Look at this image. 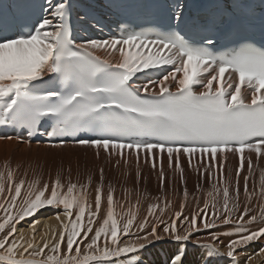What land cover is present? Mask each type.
I'll return each instance as SVG.
<instances>
[{
  "label": "snow or ice",
  "instance_id": "snow-or-ice-1",
  "mask_svg": "<svg viewBox=\"0 0 264 264\" xmlns=\"http://www.w3.org/2000/svg\"><path fill=\"white\" fill-rule=\"evenodd\" d=\"M259 4L212 0L200 19L188 15L184 0H166L162 8L105 0L109 17H117L114 27L85 0L0 5V126L27 133L0 140L30 146L46 136L59 148L72 137L97 158H115L126 177L134 164L137 184L142 164L156 174L161 191L166 183L184 184L185 202L186 173L196 174V190L203 191L219 166L203 207L197 197L195 211L186 215L182 203L169 214L166 200L149 203L140 218L139 195L132 204L124 189V200L115 201L111 184L105 191L103 168L90 199L92 176L79 184L69 169L66 184L58 172L40 186L39 178L17 181L5 162L0 264H139L126 254L163 239L181 245L166 264H185L188 243L204 250L202 264H241L238 257L264 240V0ZM225 28L226 42L218 43ZM257 31L259 42L245 35ZM81 32L96 35L78 40ZM138 74L146 82L138 83ZM81 131L93 135L77 137ZM229 157L238 165L228 167ZM49 208L57 210L59 227L45 224L38 242L37 216ZM261 253L264 246L244 264Z\"/></svg>",
  "mask_w": 264,
  "mask_h": 264
},
{
  "label": "bare ground",
  "instance_id": "bare-ground-1",
  "mask_svg": "<svg viewBox=\"0 0 264 264\" xmlns=\"http://www.w3.org/2000/svg\"><path fill=\"white\" fill-rule=\"evenodd\" d=\"M95 35H96V33H95ZM141 75L143 76V74H141ZM155 78L156 77L154 76L153 79H155ZM137 82L138 83L146 82L144 80V76H143V80L137 81ZM9 135H11V136L21 135V136H24L26 138V136L24 134L11 133ZM51 143H56V142L35 141V142H31V145L29 146L26 143H19L15 140H13V141L0 140V168L3 169L4 163L9 162L11 168L13 169L14 167H16V165H15L16 161L26 159V158L30 160L29 156H30L31 152H33V151L37 152V151L44 150L47 148H53V147H50ZM70 147H80V146L74 145V142H67L62 146V148H70ZM82 149H83V147H82ZM82 155L86 158V161H87V168L84 170H87L88 167L90 170L91 169H97V174H99L98 171H100V169L103 168L104 178L110 179L111 185L115 188V193L119 194L121 198H122V196L124 198V195H123L124 191L123 190L128 189L130 191L131 195H130V199L128 201H130L132 204H135V202L137 200L136 199V197H137L136 196V194H137L136 193L137 192L136 191V188H137L136 185H144L142 187V191L146 192V196L148 197V199L146 202L143 203V199H144L143 195H142V198H140L141 204H140L139 213H138V216L140 218H143L144 216H146L148 204L154 203L155 201H156L155 203H159L161 206H163L165 204L166 200L170 201L171 202L170 208L168 210L169 214H171L172 210H179L180 205L182 203L185 204L184 213L186 215L192 211H195L196 210L195 200L197 197H199L200 205H201V207H203V200L207 197V191L211 189L212 183L216 182V178L219 175V166H218V162H217V166L214 169L213 180L211 182L204 181L203 182V189L204 190L203 191H197L196 190V184L198 182L197 176H196V174L192 173L191 171H188L186 173L187 174L186 187H187V190L189 192V196H188L187 201L185 202L184 196H183V191H184V187H185L184 184L177 182L175 185H168L166 183L165 189L163 191H161L156 174L148 166H144L143 164L141 165V167H142V178L139 181V183L137 184L136 179H135L134 164L131 168V175H128L126 177L125 176V172H126L125 167L123 166V164H121L120 167H117L115 165V158L113 159L112 162L107 161L103 155H101L100 158H97L94 154V150L86 149V148L84 149V154H82ZM84 157H82V158H84ZM204 159H205V161H207L208 157L205 156ZM237 165H238V158L229 157V160L227 161V166L228 167H235ZM81 169H83V167ZM84 173H85V171H84ZM89 173H92V172H89ZM29 174H31V173H29ZM94 174H95V171H94ZM244 174L245 173H242V175H244ZM88 175L90 176V174H87V178H88ZM18 177H20V175ZM85 177H86V175H85ZM92 178H94V175L92 176ZM255 179L257 182V194H258L259 193L258 171L256 172ZM96 180H95V182H96ZM28 181H29V179H28ZM93 184H95V183H92V186L89 189L90 199H93L94 195H95L94 189H95L96 184L95 185H93ZM105 185H106V183H105ZM249 186L251 189L252 188V179L251 178H250V185ZM106 190H107V188L105 186V191ZM139 197H140V195H139ZM157 197H159V200H157ZM240 199H241V201L244 200L243 180H241V196H240ZM120 201H122V199L117 200V202H120ZM126 209H127V203L125 204V210ZM56 211L57 210L55 208H49L48 210L43 211L39 216H37V219L40 220V225H38V233H37V237H36L38 242H39L41 236L44 234V232L48 231V229H45V227H44L45 224H47L53 228L58 229L59 226L57 224V221L54 218V214ZM116 211L119 214L121 209L117 206ZM133 211H135V208H133ZM209 211H211V209H209ZM165 218H167V217H165ZM28 219H30V218H28ZM149 219L151 220V218H149ZM22 228L24 230L28 229L27 221L23 223ZM215 230L223 231L225 229L218 228ZM133 231H135V228L133 229ZM25 234H26V236L31 235V233L28 231H26ZM200 235L206 237L208 235V233H207V231H202L200 233ZM125 239L127 240V239H132V238L126 237ZM180 246L181 245L179 243H177L171 239H163L161 241H157V242L149 245L144 250L138 251L137 253H133V254H126V256H127V258H131L133 255L137 256L139 258V264H166V262L172 256L173 252H175V250ZM262 246H264V240L256 241L251 246H249L246 250V253H244L238 257V259L241 260V264H244V261L247 259V254L256 253ZM185 247H186V253H187L186 258H185V264H202L201 256H202V253L204 252V250L194 246L192 243H188ZM224 259H228V258L225 257ZM251 264H264V253H261L260 255H254L253 260L251 261Z\"/></svg>",
  "mask_w": 264,
  "mask_h": 264
},
{
  "label": "rangeland",
  "instance_id": "rangeland-1",
  "mask_svg": "<svg viewBox=\"0 0 264 264\" xmlns=\"http://www.w3.org/2000/svg\"><path fill=\"white\" fill-rule=\"evenodd\" d=\"M84 149L85 148L82 149V147H70V148L59 147V148H47V149L40 150L37 152L33 151L34 153L33 152L30 153V156H29L30 160L26 158V159L16 161V163H15L16 167L13 168V169L16 168L15 169L16 170L15 171V179L18 181L20 178L25 177L26 180L29 179V181H31V179L33 180L34 178H39L40 179V186H42L44 182H50V181L54 180L56 178L55 175H57V173L60 172L62 174V179L64 180V182L66 184L68 177H69L68 174H69V169H70L71 170L70 176H71V180L73 182H77L79 184H84L87 182V174H90V176L94 175L93 180L94 179L96 180L98 178L97 179L98 181L97 180H96V182H95V180L92 181V183L97 184V183H99L100 171H98L99 174H97V169H91L90 170L89 167L87 170H84L87 168L86 158L82 155V154H84ZM82 157H84L85 159ZM82 167H83V169H81ZM0 169H1L0 171H3L2 168H0ZM93 170L95 171V174H94ZM84 171H85V173H84ZM89 172H92L93 174L89 173ZM25 173L27 174L26 175L27 177L24 176ZM29 173H31V174H29ZM19 175H20V177H18ZM85 175H86V177H85ZM88 177H89V175H88ZM105 183H106L105 186L107 188L108 184H111L110 179L104 178V184ZM95 184H93V185H95ZM143 186L144 185H136V187H137L136 191L137 192L136 191L135 192L137 194L136 193L135 194H136V196L140 195L139 198H142V195H143V197H144L143 203H144L147 201L148 197L146 196V192L142 191ZM123 195H124V193H123ZM114 199H115V201H117L119 199L124 200L123 196L121 198L120 195L117 193H114ZM129 199H130V196L128 197V200ZM136 199H137V197H136Z\"/></svg>",
  "mask_w": 264,
  "mask_h": 264
}]
</instances>
